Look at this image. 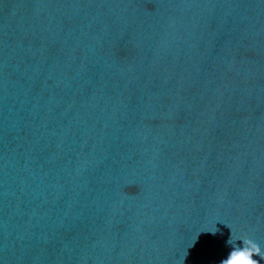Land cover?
Here are the masks:
<instances>
[{
  "label": "water",
  "instance_id": "1",
  "mask_svg": "<svg viewBox=\"0 0 264 264\" xmlns=\"http://www.w3.org/2000/svg\"><path fill=\"white\" fill-rule=\"evenodd\" d=\"M238 237L264 252V0H0V264Z\"/></svg>",
  "mask_w": 264,
  "mask_h": 264
},
{
  "label": "clouds",
  "instance_id": "2",
  "mask_svg": "<svg viewBox=\"0 0 264 264\" xmlns=\"http://www.w3.org/2000/svg\"><path fill=\"white\" fill-rule=\"evenodd\" d=\"M212 232L215 234L216 230ZM237 241H241L242 246L238 245ZM227 243L232 245V250L221 261V264H260V260H264V252L252 238L238 237L235 242L230 238ZM254 256H258L260 259H254Z\"/></svg>",
  "mask_w": 264,
  "mask_h": 264
}]
</instances>
